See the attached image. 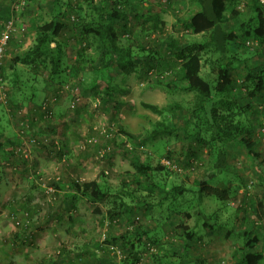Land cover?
I'll return each instance as SVG.
<instances>
[{"label": "rangeland", "instance_id": "obj_1", "mask_svg": "<svg viewBox=\"0 0 264 264\" xmlns=\"http://www.w3.org/2000/svg\"><path fill=\"white\" fill-rule=\"evenodd\" d=\"M113 1L126 13V28L119 33V42L136 56V71L121 73L113 67V58L103 61L93 45L86 52L91 63L79 71L70 68L67 82L61 85L50 82L48 71L42 68L16 65L19 82L12 95L11 59L32 44L36 26L59 12L65 13L60 40L66 63L73 65L76 52L86 42L75 27L80 22L76 12L88 17L105 0H93L91 4L88 0H61L58 4L53 0H0V33L6 20L13 28L4 48L0 76V142L8 137L4 140L9 148L0 150V264H127L123 262L127 252L115 242L106 245L104 241L110 235L139 234L141 229L148 230L152 241L148 249L145 242L134 264H232L233 253L242 248L243 231L250 238H258L256 249L260 250L264 221L251 215L247 204L255 203L264 191L259 187L260 173L239 143L225 146V172L212 181L215 186L238 188L236 194L229 196L226 204L205 198L203 207L198 206L205 216L216 213L219 222L232 227L235 232L229 237L223 229L212 232L196 227L193 240L184 238L182 227L194 226L193 216L184 217L188 210L185 206L200 204L192 192L195 190L176 201L179 214L163 207L144 210L141 205H131L127 213L113 220L105 216L107 204L71 197V180L105 181L112 190L122 180L132 185L136 173L132 158L141 163L150 158L160 165L168 160L166 169L170 173H157V185L168 182L185 188L194 187L195 181L204 177L209 163L206 149L181 131L189 119L193 93L180 88V61L165 46L169 38L199 40L182 26L197 6L188 0ZM238 1L225 11L223 26L227 30H237L250 15L255 0ZM114 6L108 3L106 11ZM232 10L239 11L240 16H232ZM150 17L163 23L160 30H153L151 22L145 24ZM114 26L119 28L116 23ZM87 39L95 44L92 37ZM239 42V59L258 67L264 65V45ZM142 48H152L158 56L146 59ZM204 58L200 71L203 77L209 71ZM242 64L235 62L231 71L236 86L242 81ZM232 92L243 105V92L238 87ZM32 93L36 96L33 101L28 100ZM143 102L156 105L163 115L146 110ZM244 117L251 127L258 124V114L249 110ZM162 119L175 133L149 140L147 134L153 124ZM252 131L253 150L261 160L263 145L255 140V128ZM166 153H170L168 159ZM194 163L196 168L192 167ZM146 192L142 188L139 193Z\"/></svg>", "mask_w": 264, "mask_h": 264}, {"label": "trees", "instance_id": "obj_2", "mask_svg": "<svg viewBox=\"0 0 264 264\" xmlns=\"http://www.w3.org/2000/svg\"><path fill=\"white\" fill-rule=\"evenodd\" d=\"M58 4L61 0H53ZM93 0H88L91 4ZM112 0H105L102 6L94 9V14L90 16H80L76 12V18L79 22L77 27L79 35L85 38L86 42L76 52V60L73 65H68L65 59L64 44L60 37L63 33L65 23L61 21L64 18V12H59L49 21L36 26V32L32 44L21 54L14 55L11 59L10 68L12 70L11 88L12 95L17 91L16 85L19 77L14 71L16 65L42 68L48 71L50 82L61 85L67 82V71L72 68L81 70L87 62V50L94 45L95 52L101 53L103 61L109 57L113 58V67L121 73L129 75L136 71V56L129 46L121 45L120 34L126 27L123 23L126 21V13L123 8L116 5ZM190 4H195L197 10L190 15L182 26L193 36H199V40L192 42H183L174 38H169L166 45L172 55L180 61V88L184 91L193 93L192 108L189 119L185 121L181 130L192 140H197L202 148L206 149L209 163L206 166L204 177L200 181H195L194 187L185 188L184 185H170L164 182L163 185H157L155 175L158 173H170L165 166L158 161L151 160L141 163L133 159V167L136 170L132 176V185L122 180L114 190L110 189L107 183L92 180L77 182L71 180V190L74 195L72 198L81 197L90 203L103 202L107 204L105 216L115 219L116 216L127 213L131 205H141L144 210L156 208L165 209L167 212H180L176 209V201L183 197L185 192L192 191L196 194L199 203L192 207V203H187L184 211V217L194 218V226H183L184 238L188 241L194 239V229L196 227L209 231H217V228L225 230V237H229L235 231L229 228L224 222H219L216 213L206 215L201 208L205 198L215 199L222 204H226L229 196L236 194L238 188L215 186L212 181L223 174L226 169V151L225 146L230 143H239L246 149L247 155L255 165L256 171L260 173L261 190L264 191V158L259 159V155L253 150L254 136L253 128L245 116L250 110L253 114L259 112L257 106L264 103V65L257 66L249 64L248 60H241L237 51L241 50L243 41H254L264 45V15L257 0L252 2V10L247 19L242 20L237 30H227L223 26L226 21L225 11L229 4H236L238 0H188ZM108 3L115 5L112 10L106 11ZM125 6H129L123 2ZM80 10V8H79ZM127 10V8H126ZM232 16H240L239 11H231ZM5 22H8L6 20ZM151 22L153 30H160L163 23L156 17H150L145 20V24ZM118 24L117 29L114 24ZM92 37L95 41L89 42L87 38ZM145 53L146 59L152 60L158 56L155 50L144 48L140 49ZM209 66V71L205 77L201 76L202 59ZM65 59V61H64ZM137 60V61H136ZM235 62H242L243 77L239 86L234 82L231 75ZM3 63V59H2ZM74 67V68H73ZM14 71V72H13ZM76 71V72H77ZM3 75L2 68L0 76ZM159 83V81L157 82ZM161 83V82H160ZM169 87V85H166ZM236 87L243 92L244 104L241 105L240 99L233 95ZM235 89V90H234ZM241 92V93H242ZM106 95L112 98L111 92L105 90ZM35 94H31L28 100H35ZM143 108L158 116L163 115V111L156 105L142 103ZM264 115V112L262 113ZM175 133L172 125L163 119L153 124L152 130L147 134L149 140L170 136ZM170 153H166L168 159ZM187 162V166L191 165ZM154 162V164H152ZM198 163V162H196ZM196 168L195 163L192 166ZM104 177V176H103ZM144 177L143 182L140 178ZM157 177V176H156ZM75 181V182H74ZM145 185V186H144ZM148 187V188H147ZM142 188L147 191L145 194L139 193ZM147 188V189H146ZM160 191V192H159ZM248 211L255 216L257 220L264 221V195L257 199L255 203L247 204ZM194 210V214L192 211ZM192 213V215L190 214ZM204 214V215H203ZM143 228V227H139ZM242 248L232 255V264H264V244L260 250L256 249L257 237L243 231ZM117 243L122 251L127 252L123 262L134 264L137 253L142 247L147 249L148 243L152 241L148 230H140L139 234L126 232L120 236H109L104 244L109 242ZM120 253V250H118ZM155 258V257H154Z\"/></svg>", "mask_w": 264, "mask_h": 264}, {"label": "built area", "instance_id": "obj_3", "mask_svg": "<svg viewBox=\"0 0 264 264\" xmlns=\"http://www.w3.org/2000/svg\"><path fill=\"white\" fill-rule=\"evenodd\" d=\"M261 10L263 11V15H264V0H257ZM12 26L11 23L8 21L7 25L5 26V28L2 30V32L0 33V71H1V67H2V59H3V55H4V48L5 45L9 39L10 33L13 31L12 30ZM255 43V45L257 44V42L254 41H247V44H253ZM0 82H1V77H0ZM258 112H259V121L258 124H254V128L256 131V136H255V140H257V142L260 145H263L262 148L264 150V115L262 114L264 112V103L260 104L259 106H257ZM162 165L165 166L167 168V166L169 165L168 160L163 161Z\"/></svg>", "mask_w": 264, "mask_h": 264}, {"label": "crops", "instance_id": "obj_4", "mask_svg": "<svg viewBox=\"0 0 264 264\" xmlns=\"http://www.w3.org/2000/svg\"><path fill=\"white\" fill-rule=\"evenodd\" d=\"M2 122V121H1ZM3 137V136H2ZM1 137V138H2ZM4 139H8V137H5ZM3 139V141H1L0 143V150H8V146H7V142Z\"/></svg>", "mask_w": 264, "mask_h": 264}]
</instances>
